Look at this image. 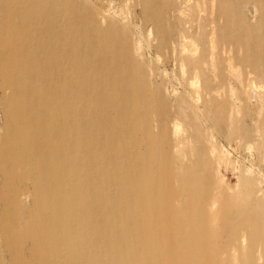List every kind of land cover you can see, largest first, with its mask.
Masks as SVG:
<instances>
[{
    "label": "bare ground",
    "instance_id": "1",
    "mask_svg": "<svg viewBox=\"0 0 264 264\" xmlns=\"http://www.w3.org/2000/svg\"><path fill=\"white\" fill-rule=\"evenodd\" d=\"M208 1L211 68L207 40L185 26L182 0L139 5L163 49L174 30L187 40L171 57L218 120L225 69H247L246 80L236 78L242 87L264 85V0ZM137 50L131 33L89 0H0V239L9 264H264L261 188L220 192L238 212L227 230L216 226L223 214L207 208L215 199L198 196L201 177L217 176L194 165L192 153H163L172 146L163 112L175 107Z\"/></svg>",
    "mask_w": 264,
    "mask_h": 264
},
{
    "label": "rangeland",
    "instance_id": "2",
    "mask_svg": "<svg viewBox=\"0 0 264 264\" xmlns=\"http://www.w3.org/2000/svg\"><path fill=\"white\" fill-rule=\"evenodd\" d=\"M182 1L181 9L185 11L186 14L183 13V16L187 19L184 21H189L185 26H190L191 33L201 34L202 38L207 40L206 60L207 66L211 68L210 57L215 49L206 38L211 25L209 22L213 18L209 12V1ZM89 2L131 33L133 44L139 47L136 56L140 57L142 69L148 74L154 88L165 91L168 106L175 107L173 111L166 108L167 111L163 112V118L167 120L169 127L162 137L169 139L172 145H166L163 153L173 156L177 152L192 153L193 158L196 159L193 160L194 165L201 169L210 167L215 173L217 176L215 182L209 181L207 177H201L202 187L198 199L203 203L208 202L210 197L215 199L207 204V208L214 209L219 215L223 214L224 223L216 226L221 228L220 230H227L226 222L236 218L238 210L236 204L226 197L222 198L220 192L227 193V196L229 194L245 196L247 190L259 186L264 195V130L261 128L264 124V85H254L253 88L246 85L242 87V83L236 78L243 77L246 80L247 69L233 68L232 71L225 69L228 83L223 87L225 94L222 98L219 97L218 102H227V108L225 114L217 120L216 110L210 106L203 107L202 96H195V91L200 92L201 86L196 84L192 87L190 80L186 81V68L179 66L171 57L174 46L177 45L182 49L186 46L187 40L179 37L178 30H174L175 42L167 43L166 48L163 49L149 31L150 26L144 18L139 0H89ZM259 22L254 20L251 23L258 25ZM101 23L104 25V21ZM203 24L206 25V29L201 31L199 28ZM224 57L222 55L223 59ZM252 90L258 91L257 97L253 95ZM178 113L181 116L185 113L188 120H179ZM155 124L156 121L151 122V125ZM2 125L0 99V138ZM196 138H202L203 141L198 142ZM203 156L207 164L204 159H200ZM183 159H188V156ZM243 178L249 180L247 186H243L245 181H242ZM22 203L25 208L29 207L30 196H22ZM232 234V231L226 232L224 239L232 240ZM219 240L221 239L218 238L215 242L219 243ZM27 245L29 246V243ZM7 253L8 247L0 239V262L3 264L10 262Z\"/></svg>",
    "mask_w": 264,
    "mask_h": 264
}]
</instances>
